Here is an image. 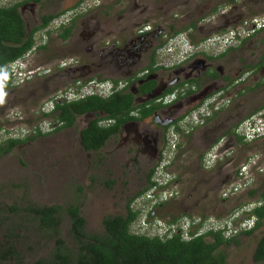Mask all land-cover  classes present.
<instances>
[{
  "label": "rangeland",
  "instance_id": "1",
  "mask_svg": "<svg viewBox=\"0 0 264 264\" xmlns=\"http://www.w3.org/2000/svg\"><path fill=\"white\" fill-rule=\"evenodd\" d=\"M15 1L22 0H0V6ZM71 9L72 14L67 13ZM19 10L28 31L39 29L34 33V48L27 54L25 67L30 71L22 72L20 78L12 76L11 79H7L5 71L0 72V145L7 137L21 135L28 128L32 130L37 123L45 125L42 123L43 105L59 94L67 95L77 80L84 83L89 79L104 78L110 83L108 80H123L149 69L153 46L163 44V39L176 32L189 33L193 46L188 48L183 44V49L193 52V56L176 68L155 69L150 76L158 79L159 85L153 92L137 96L135 102L157 99L172 83L199 77L209 67L217 69L222 78L207 80L197 92L163 107L156 113L159 118L155 121L150 117L132 123L140 133L139 140L137 136L133 138L136 143L129 136L132 134L130 125L126 126L117 142L109 140L101 151L104 157L109 160L115 152L124 153L126 166L105 160L103 164L92 167L91 154L81 148L79 131L96 114L79 116L69 128L33 135L1 154L0 264L15 261L32 263L52 252L54 239L27 213L29 206L65 207L80 203L86 231L92 233L103 232L102 220L106 215H125L130 198L145 187L146 171L155 163L166 137L167 130L164 132L159 124H163L165 119H175L187 110L192 121L197 112L190 109L194 103L219 89L229 93V106L203 126L193 125L191 121L180 124V130L189 131L187 134L173 129L175 138L170 129L167 132L168 142L174 140L177 144V152H165L166 158L172 157L167 168L172 181L168 188H154L152 192L158 195L154 197L157 201L164 190L173 189L177 195L158 207L157 203L152 206V202L143 199L145 206L142 209L141 204L132 201L130 205L138 215L130 231L153 236L160 233L158 228H167L168 222L222 216L243 204L262 199L264 172L246 191L225 200L219 194L231 171L244 163L248 156L256 154L260 161H264V136L252 141L230 140L229 144L234 148L230 164L219 162L214 168L206 169L201 164V156L221 136L231 134L230 131L241 120L264 106V68L257 71L264 52L261 44L264 32L243 40L225 57H214L213 61H206L205 57L214 56L215 46L207 44L208 47L201 50V42L237 19L264 16V0H39L27 1ZM49 14L57 16L41 28L43 16ZM62 17H71L70 23L58 27ZM210 17L215 20L204 22ZM70 24L71 34L62 39L59 36L61 28ZM142 28L147 29L140 33ZM160 48L155 50V63H168L169 60L160 57ZM183 56L176 57L180 59ZM247 72L249 74L245 76ZM154 139L158 140L157 145ZM148 143L152 147V158L146 163L141 161V165H136L138 160L128 166L126 152L131 153L132 158L140 159L141 153L135 154L134 149L147 148ZM143 166L145 170L141 171ZM130 167L136 168L139 174L136 175L139 182L134 180L135 186L132 187L129 186L131 176L127 178L128 172L132 171ZM252 189L254 192L250 194ZM149 208L153 212L147 216L148 225L141 226L142 217ZM69 226V216L62 213L59 234L68 246H72ZM196 227L193 225L191 231ZM263 233L264 218L261 227L251 235H239L221 247L226 252L225 264H264V261L256 263L252 259L256 242ZM8 248L15 249L20 259L9 261L11 253Z\"/></svg>",
  "mask_w": 264,
  "mask_h": 264
},
{
  "label": "trees",
  "instance_id": "2",
  "mask_svg": "<svg viewBox=\"0 0 264 264\" xmlns=\"http://www.w3.org/2000/svg\"><path fill=\"white\" fill-rule=\"evenodd\" d=\"M27 1L39 0L15 1L10 5L0 6V72H7L11 62L23 57L34 47V33L39 28L28 31L19 11V7ZM56 16L44 15L41 28H45ZM61 30L59 36L67 39L72 32V24L62 27ZM261 43L264 48V38ZM154 63L155 52L149 65L150 71L155 70L152 67ZM262 63H264V52ZM113 83L117 84V81ZM155 87V81L147 78L137 86V94H147ZM172 90L173 87H169L167 92ZM187 93L191 94L189 90ZM135 98V93L125 86L105 97L87 95L69 101H58L54 105L52 114L55 119L62 122L59 128L65 129L71 127L77 117L89 112L96 113L97 116L89 120L86 127L81 130L80 140L86 150H97L108 138L120 131L122 124L149 117L161 107L156 99L136 104ZM134 111L137 115L132 114ZM44 115L46 116L47 113ZM102 120H114V122L108 126H101L99 122ZM36 135L42 134L39 132ZM32 137L5 139L4 145H0V155ZM237 140L241 141V138L238 137ZM153 171L154 168L150 171L147 181L149 185L146 188L152 184L150 177ZM253 192V189L250 190V194ZM262 199L264 200V194ZM129 203L125 216L110 214L103 218L102 233L86 231V221L81 214L79 204H68L65 207L58 205L27 207V213L32 219L53 237V250L48 257L39 258L32 263L15 261L9 264H225L226 252L220 248L222 245H228L232 239H225L221 231H208L190 239H182L180 233L173 234L169 238L133 233L130 231V226L136 220L138 212L132 210ZM62 213L70 218L69 233L72 246H68L59 234ZM250 214L257 218L254 229L260 227L263 224L264 203L254 208ZM207 218L204 216L202 221ZM254 229L246 230L245 234L252 233ZM8 251L11 253L9 261L20 259L15 249L8 248ZM252 258L256 263L264 260V235L259 239Z\"/></svg>",
  "mask_w": 264,
  "mask_h": 264
},
{
  "label": "built area",
  "instance_id": "3",
  "mask_svg": "<svg viewBox=\"0 0 264 264\" xmlns=\"http://www.w3.org/2000/svg\"><path fill=\"white\" fill-rule=\"evenodd\" d=\"M69 12L72 14L73 12L72 9L67 13ZM65 14L66 12L64 13V15ZM64 15L62 14L61 16ZM70 18L71 17L63 18L61 22L62 23L68 22ZM246 24L249 27L247 29L237 26L235 28L228 29L226 32L222 34H215L207 37L201 43V47H202L201 50H203V47L207 46V44H212L215 46L216 52H218L219 50H221V47L224 44H226L228 41L235 40L238 37L247 35L249 32H253L257 29L264 28V16L254 17L249 21H247ZM147 28H144L143 30H146ZM183 44H185L188 48L190 46H193L186 32H180L175 35H170L166 39V42L160 48V54H161L160 57L169 60V62L168 63L156 62L157 65L163 67H170L181 63L187 57L193 55V52H187L185 49H183ZM181 54H184V56L180 59H177L176 56H180ZM19 65H21V63L18 62L17 60L9 64V72H10L9 75L11 77L12 76L17 78L21 77L22 72L17 70V67ZM105 80L93 78L87 80L84 83H81L80 80L79 81L77 80V84L75 85L74 88L71 89V91L67 95L59 94L58 96L54 97V99H51V101L46 102L41 108L42 113H47V114L50 113L54 109V105L58 101H63V102L69 101L87 95H100L105 97L113 93L115 90H119L122 88L121 82L114 84L110 80H108L110 83H108ZM103 86H107V87H103ZM223 105L224 103L218 102L216 95L208 98L203 103L199 104L198 106L196 105V107L192 109V111L197 110L196 114H194L193 116L192 121L194 122L190 120L189 117L190 111H187L182 116V118L179 121H177V123H174L172 125L170 132L174 135L175 138H177L176 133L174 132L173 129H175L176 132L181 131L179 125L183 123H188L190 121L193 125H202L207 116L210 117L212 112L219 110L221 107H223ZM42 123H44L45 125L41 126V123L40 124L37 123L32 130L28 128V130L22 133L21 135L10 136L7 137V139L8 138L22 139L37 134L39 132L42 134L49 133L62 125V122L54 119L51 116L44 117ZM188 132L181 131L182 134H187ZM236 133L239 136L243 137L245 141H252L259 137L264 136V112L260 111L243 119L237 125ZM171 139L172 138H170V140ZM223 147H224L223 138L218 139L213 145H211V147H209V149L203 155L202 166L206 169H211L216 162L222 161L224 159V156H230L227 150L222 151ZM169 151L173 153L177 152V144L174 140H172L171 142L167 141V145L161 153V158L155 166L154 173L151 178L152 184L146 191V193L150 191L151 194L144 193L143 195H141L140 198H137L135 200V204H139V205L141 204L142 209L145 206L143 205V199L149 200V202L153 203L152 206H154L155 203L157 204L161 203L163 201H166L174 197V195H177V191L173 189L164 190L162 193V197H160V200L157 201L155 198L158 195L152 192L154 188H160L161 190L168 188L170 182L172 181V177L168 173L169 169H167L170 167L169 164L171 162L172 157H170L171 159L165 157V152H169ZM260 160L261 158L258 155L254 154L252 156H248L245 159L244 163H242L241 165L239 164L240 166L238 165L237 168L235 169L233 177L229 181H227L226 184L223 185L222 196L229 197L231 195L238 194L242 190L246 191L250 189L251 188L250 186H252L251 184H253L256 177L264 172V161H260ZM257 206L258 205L257 203H255V201L243 204L239 208L234 210L232 213H230L228 216L223 218H217L214 216V217H208L204 221L199 219L188 218V219H184L183 221H179L178 223L176 221L168 222L167 223L168 227L163 229L158 228L160 230V233L156 235L159 236L160 238H169L173 234L180 233L182 239H190L192 236L204 234L208 231H221L225 236L230 237L241 231H246L253 228L254 222L256 220V216L250 213ZM150 209L151 208H149L146 211V214L142 217L141 226L148 225L147 216L151 212ZM157 224L159 226H163V224L161 225L160 223ZM193 225L194 226L197 225L198 227L194 228V230L191 231V227H193Z\"/></svg>",
  "mask_w": 264,
  "mask_h": 264
},
{
  "label": "flooded vegetation",
  "instance_id": "4",
  "mask_svg": "<svg viewBox=\"0 0 264 264\" xmlns=\"http://www.w3.org/2000/svg\"><path fill=\"white\" fill-rule=\"evenodd\" d=\"M21 7V6H20ZM19 7V8H20ZM20 11V10H19ZM257 17H259V16H257ZM263 17V16H262ZM220 18V17H219ZM252 18H254V17H252ZM252 18H249V19H242V20H238L237 19V21L236 22H234V23H232V24H230L229 26H227V27H221V28H219L218 30H216V32H214V33H212V34H210V35H208V36H206L203 40H205L207 37H209V36H211V35H215V34H222V33H224V32H226L228 29H230V28H235V27H237V26H239V27H242V28H245V29H247V28H249L248 26H247V24H246V22L247 21H249L250 19H252ZM215 20L214 19V17H210V18H207V20L205 19L204 20V22L205 21H210V20ZM70 22H65V23H60L59 25H58V27H60V26H65V25H67V24H69ZM212 23V22H211ZM206 27H209V25H206ZM143 31H146V30H143V28L142 29H140V33H143ZM264 32V28H261V29H257V30H255V31H253V32H249L247 35H244V36H242V37H238V38H236L235 40H230V41H228L226 44H224L222 47H221V50H219L218 52H216V53H214V56H207V57H205L206 58V61H213V59H215L214 57H218V58H220V57H225L227 54H228V52H229V50H231L234 46H236V45H238L240 42H242L243 40H245V39H248V38H250L252 35H254V34H256V33H259V32ZM187 34H189V33H187ZM171 35V34H170ZM169 37V36H168ZM264 38V37H263ZM262 38V39H263ZM261 39V40H262ZM163 40H165L164 42H166V39H163ZM203 42V41H202ZM201 42V43H202ZM158 44H159V42H158ZM262 44V43H261ZM159 46H160V44L159 45H157V46H153V49H152V51H151V58H152V55L154 54V52H155V50L156 49H158L159 48ZM263 46V45H262ZM264 49V48H263ZM207 53H209V52H207ZM262 55H263V51H262ZM262 55L260 56V62H259V64L257 65V71H259L260 69H262V68H264V63H262ZM193 56V55H192ZM192 56H189V57H187L184 61H182L181 63H179V64H176V65H173V66H170V67H163V66H158L157 65V63H154L153 65H152V67L153 68H155V69H159V68H170V69H172V68H176L177 66H179L180 64H183V63H185L186 61H188ZM154 72V70L153 71H150L149 69H146L144 72H141V73H137V74H135L134 76H130V77H127V78H125V79H123V80H121V79H118V80H114V81H117V83L118 82H122L123 81V83H122V88L121 89H123L125 86H127L128 87V90L129 91H132L133 93H135V95H136V97L137 96H143V95H147V94H149V93H151L154 89H156L157 88V86L159 85V81H158V79H156L155 77H151L150 75L152 74ZM6 73V75H7V79H11V76L7 73V72H5ZM249 74V72H247L246 74H245V76H247ZM222 78V76H221V74H220V72L217 70V69H215V68H211V67H209V68H207L203 73H202V75L201 76H199V77H191V78H187V79H183V80H180L179 82H177L176 84L175 83H172L173 85H170V86H168V87H166L162 92H161V94H160V96L156 99V98H154V99H156L155 101L157 102V103H160L161 104V107H159L155 112H154V114H152L151 116H149V117H145V118H143V119H139V120H131V121H128V122H126V123H124V124H122L121 126H120V131L116 134V135H113V136H111L110 138H108L106 141H105V143L99 148V149H97V150H86L84 147H83V145H82V143H81V140H80V132H81V130L83 129V128H85L86 127V125H87V123L85 124V126L83 127V128H81L80 129V131H79V134H78V137H79V144H80V146H81V148L85 151V152H89L90 154H91V156H92V158H91V164H92V167L93 166H99L100 164H103L104 163V161L106 160V158L104 157L105 156V154L104 153H102L101 151H102V149H103V147L106 145V143L109 141V140H112L113 142H117V140L119 139V136L121 137V135H122V132H123V130L126 128V126H128V125H130V132L132 133V134H134V135H132V134H130L129 136H130V138L136 143V141L133 139L134 138V136L136 137L137 136V139L139 140V131L136 129V127H133V125L134 124H132V123H135V122H141V121H144V120H146V119H149L150 117L151 118H153V120L155 121V119L156 118H159V116L158 115H156V113L159 111V110H161L163 107H165V106H168L169 104H171L172 102H174V101H177V100H179V99H182V98H184V97H187V96H189V95H191V94H193V93H195V92H197L198 90H199V88L201 87V85L202 84H204V82L205 81H207V80H213V79H218V78ZM152 79V80H154L155 81V83H156V87L151 91V92H149V93H147V94H143V95H138L137 94V86L138 85H140L142 82H144V80L145 79ZM98 79V78H97ZM101 79H103V80H105L104 78H101ZM129 80H130V82H129ZM113 82V81H112ZM237 82V81H236ZM134 84H135V86H134ZM169 87H173V90L171 91V92H167V89L169 88ZM188 90L190 91V93L191 94H188L187 92H188ZM217 96V99H218V102H222V103H224V105H223V107H221L219 110H217V111H214V112H212V114H211V116L209 117V116H207L206 118H205V121H204V123L201 125V126H203V125H205L211 118H213V116L215 115V114H218V113H220L225 107H227V106H229V104H230V95H229V93H227L224 89H219V90H216V91H214V92H212V93H210V94H207V95H205V96H203V98H200L199 99V101L196 103H194V105H193V107H191L190 109H193L194 107H196V105L198 106L199 104H201V103H203L205 100H207L208 98H210V97H213V96ZM227 97H229V98H227ZM136 99V98H135ZM151 100H153V99H151ZM148 101H150V100H148ZM143 102H146V101H143ZM136 103V102H135ZM140 103H142V102H140ZM139 103V104H140ZM136 104H138V103H136ZM262 109H264V106L261 108V109H259L258 111H256L255 113H257V112H260ZM187 111H185L182 115H179L178 117H176L175 119H171V120H168V119H165L164 121H163V124H159V125H161V127L164 129V132L167 130V132L169 131V129H171V127H172V125L176 122V121H179L181 118H182V116L186 113ZM254 113V114H255ZM132 114H135V115H137V112L136 111H134ZM78 118V117H77ZM77 118H76V122H77ZM92 119V118H91ZM91 119H89V120H91ZM88 120V121H89ZM242 121V120H241ZM240 121V122H241ZM75 122V123H76ZM114 122V120H102V121H100L99 122V124L101 125V126H108V125H110V124H112ZM239 122V123H240ZM74 123V124H75ZM238 123V124H239ZM73 124V125H74ZM237 124V125H238ZM72 125V126H73ZM236 127L237 126H235L234 127V129L232 130V131H230V132H232L231 134H227V135H223V136H221L220 138H223V144H224V147L222 148V151H225V150H227L228 151V153L230 154V156H224V159L222 160V161H218V162H216L215 164H214V166L212 167V168H214L215 167V165L217 164V163H219V162H227L228 164H230V161L232 160V153H233V150H234V148H233V145L231 144H229V141L231 140H234L235 138L237 139L238 137H240L242 140H244L243 139V137H241V136H239L237 133H236ZM52 132H54V131H52ZM52 132H49V133H52ZM167 132H166V137H165V139L163 140V143H162V146H161V148H160V150H159V152H158V155H157V158H156V161H155V163L149 168V169H147V174H146V176H144L145 178V182H146V185H145V187L141 190V191H139L137 194H135V195H137L136 197H135V195H133L130 199H131V201H130V203H129V207L132 209V207H131V202L133 201L134 203H135V200L138 198V197H140L141 195H143L144 193H146V191H147V189L148 188H146L147 187V185H149L148 184V176H149V174H150V171H151V169L152 168H154L155 169V166H156V164L158 163V161L160 160V158H161V153H162V151H163V149L166 147V145H167V141H168V134H167ZM170 132V131H169ZM30 137V136H29ZM219 138V139H220ZM245 141V140H244ZM154 142H155V144L157 145L158 144V140H157V142H156V139H154ZM139 144V143H138ZM135 145V144H134ZM135 146H137V145H135ZM146 146H147V148H143V149H138V148H135L134 150H135V154H140L141 153V156H140V159H139V157L137 158V157H134V158H132L133 156H132V154L131 153H129V152H126L127 153V158H129V163L127 164L128 166H130L132 163H136L138 160H139V163L138 164H136L137 166L138 165H141V161H142V163H146L148 160H150V158H152V154H151V152H153V151H151L150 150V148H152L151 147V145L148 143V144H146ZM211 147V146H210ZM209 149V148H208ZM207 149V150H208ZM206 150V151H207ZM127 151V150H126ZM205 151V152H206ZM205 152L203 153V155L205 154ZM124 154V153H123ZM123 154H119L118 152H115L112 156H111V158L108 160H106V161H110L112 164H118V166H122V165H124L125 164V166H126V163H125V154L123 155ZM203 155L201 156V164H202V158H203ZM256 155V154H255ZM226 160V161H225ZM226 163V164H227ZM227 164V165H228ZM130 169L132 170L131 172H128V176H127V178H129L130 176H131V178L129 179V186L130 187H132V186H135L134 185V180L135 181H137V182H139V180L137 179L136 180V175L137 176H139V174H137V172H136V168H133V167H130ZM145 170V167L143 166L142 167V169H141V171H144ZM234 171L235 170H232L231 171V176H230V178H229V180L233 177V174H234ZM153 173H154V171H153ZM153 173H152V175H151V177H150V179L152 178V176H153ZM263 173H261V174H259L258 176H260V175H262ZM257 176V177H258ZM256 177V178H257ZM228 180V181H229ZM227 183V182H226ZM226 183H224V184H226ZM254 183V182H253ZM223 184V185H224ZM223 185H222V187H221V189H220V197L222 198V199H227V198H229V197H223L222 196V188H223ZM253 185V184H252ZM252 187V186H251ZM176 197V195H174V197H172V199L173 198H175ZM168 200H171V198L170 199H168ZM167 201V200H166ZM133 202H132V204H133ZM146 202H148V201H146ZM165 201H163V202H161V203H158V205H157V207L158 206H161V205H163V203H164ZM253 202V201H252ZM128 203H127V205H128ZM255 203H257V207H260L261 205H263V203H264V200L263 199H257L256 201H255ZM76 204H79L80 205V211H81V204L80 203H76ZM133 210V209H132ZM235 209H232L231 211H229L227 214H229V213H232L233 211H234ZM153 211H151V213H152ZM126 214H127V206H126ZM125 214V215H126ZM227 214H225V215H227ZM66 215V214H65ZM114 215H120V214H114ZM124 215V216H125ZM225 215H222V216H220V214H218L217 216H215V217H219V218H222L223 216H225ZM228 216V215H227ZM264 218V217H263ZM256 221H257V218H256V220H255V222H254V225H256ZM263 221V220H262ZM195 226H197V225H195ZM254 227L255 226H253V228L252 229H254ZM261 227V226H260ZM259 228V227H258ZM258 228H256V229H258ZM256 229H254V231L256 230ZM253 231V232H254ZM252 232V233H253ZM252 233H250V234H245V231H241V232H239V233H237V234H235V235H232V236H225L224 234H223V237L225 238V239H232L233 240V238H235V237H238L239 235H242V234H245V235H251ZM264 235V233L259 237V239L262 237ZM259 239L257 240V242H256V245H257V243H258V241H259ZM231 240V241H232ZM256 245H255V247H256ZM227 246V245H226ZM221 247H225L224 245H222ZM221 250H223V249H221ZM254 252V251H253ZM252 257H253V253H252ZM253 259V258H252ZM264 261V260H263Z\"/></svg>",
  "mask_w": 264,
  "mask_h": 264
},
{
  "label": "clouds",
  "instance_id": "5",
  "mask_svg": "<svg viewBox=\"0 0 264 264\" xmlns=\"http://www.w3.org/2000/svg\"><path fill=\"white\" fill-rule=\"evenodd\" d=\"M181 32H183V31H181ZM179 33H180V32H179ZM175 34H177V33H173V34H171V35H175ZM164 43H165V42H164ZM164 43H163V44H164ZM163 44H162V45H163ZM162 45H161V46H162ZM161 46H160V47H161ZM160 47H159V48H160ZM33 48H34V47H33ZM33 48H32V49H33ZM159 48H158V49H159ZM27 54H28V53H26L23 57L16 59L18 62L21 63V65H19V66L17 67V70L20 71V72H27V71L30 70V69H28V67H25V64L28 63V61L26 60V59H27V56H28ZM16 60H15V61H16ZM13 62H14V61H13ZM11 63H12V62H11ZM26 66H27V65H26ZM5 72H6V71H5ZM7 73L10 74V72H9V65H8ZM187 111H188V110H187ZM44 114H46V113H42L43 117H48V116L53 117L52 111H51L50 113H48L46 116H45ZM53 118H54V117H53ZM54 119H55V118H54ZM56 120H57V119H56ZM59 127H60V126H59ZM59 127H57L55 130L59 129ZM55 130H54V131H55ZM37 134H38V133H37ZM41 134H42V133H41ZM45 134H48V133H45ZM34 135H36V134H34ZM42 135H43V134H42ZM32 136H33V135H32ZM30 137H31V136H30ZM25 138H26V137H25ZM22 139H23V138H22Z\"/></svg>",
  "mask_w": 264,
  "mask_h": 264
},
{
  "label": "water",
  "instance_id": "6",
  "mask_svg": "<svg viewBox=\"0 0 264 264\" xmlns=\"http://www.w3.org/2000/svg\"><path fill=\"white\" fill-rule=\"evenodd\" d=\"M154 91V90H153ZM152 91V92H153ZM203 98V97H202ZM89 114H93V115H95L96 113H91V112H89V113H86V114H84V115H89ZM96 116H97V114H96ZM94 118V117H93Z\"/></svg>",
  "mask_w": 264,
  "mask_h": 264
}]
</instances>
